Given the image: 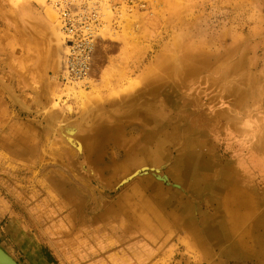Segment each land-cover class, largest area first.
<instances>
[{"label": "rangeland", "instance_id": "rangeland-1", "mask_svg": "<svg viewBox=\"0 0 264 264\" xmlns=\"http://www.w3.org/2000/svg\"><path fill=\"white\" fill-rule=\"evenodd\" d=\"M93 1L107 23L75 85L50 1L0 0V245L21 264H264V0ZM148 106L162 124L142 151Z\"/></svg>", "mask_w": 264, "mask_h": 264}, {"label": "built area", "instance_id": "built-area-1", "mask_svg": "<svg viewBox=\"0 0 264 264\" xmlns=\"http://www.w3.org/2000/svg\"><path fill=\"white\" fill-rule=\"evenodd\" d=\"M59 14L65 33V57L62 79L71 84L90 79L94 48L101 30L105 27V4L93 0H49ZM126 6L129 11L135 7L147 10L145 0H122L112 11L120 13Z\"/></svg>", "mask_w": 264, "mask_h": 264}, {"label": "bare ground", "instance_id": "bare-ground-1", "mask_svg": "<svg viewBox=\"0 0 264 264\" xmlns=\"http://www.w3.org/2000/svg\"><path fill=\"white\" fill-rule=\"evenodd\" d=\"M129 38V37H128ZM188 54V53H186ZM190 55V54H189ZM163 56V55H162ZM161 56V58H162ZM165 56V55H164ZM160 57V56H159ZM157 60V59H156ZM155 60V61H156ZM158 62V61H157ZM160 62V61H159ZM163 62V61H162ZM155 63V62H154ZM161 63V62H160ZM153 64V63H152ZM157 65V64H156ZM151 66H154V65H151ZM165 65V63L163 65H160V68H158V73L159 75L161 74V71L162 69H165L163 68ZM150 68V67H149ZM157 68V67H156ZM155 68V69H156ZM193 69L192 68H188L187 70H184V71H189ZM149 71V70H148ZM151 71V69H150ZM146 75V74H144ZM150 75V74H149ZM145 77V76H144ZM163 75H160L159 76V79L157 80H154V83L156 86L160 87V86H164V83H163ZM153 85V84H151ZM162 86V87H163ZM80 94V93H79ZM80 95H83V94H80ZM82 98V97H81ZM82 102V101H81ZM84 103V102H83ZM67 107L65 108V110L67 109V111L69 112L70 109L72 108L71 105H66ZM73 106V105H72ZM64 110V111H65ZM155 111V110H154ZM152 107H149L145 109H143L142 111H136L135 114L139 115L142 119V123H143V132L142 135H141V142L139 144H137L136 147H139V150L142 148V151H143V147L146 148V144L149 140L152 139L153 135L154 136H158L160 134V126L162 124V119L160 117V115H158L156 112H154ZM71 116V115H70ZM72 117V116H71ZM67 122V121H66ZM72 124V123H71ZM69 125V124H67ZM93 128L92 130L94 132H92L93 134L90 135V139L93 140V141H97L99 139V135H97V133H99V128L101 127L100 124H93L92 125ZM91 126V127H92ZM103 126V125H102ZM141 126V125H140ZM64 127V126H63ZM73 127V126H72ZM72 129V128H71ZM76 129V128H75ZM102 129L105 131H107L108 127L105 125L102 127ZM112 129V127H111ZM63 130V129H62ZM68 130V128H67ZM105 131V132H106ZM68 132V131H67ZM90 132V131H89ZM70 133H73L72 136H68V140L69 142L73 145V147L75 148V151L77 154L79 153H82L83 152V142L81 141V139L79 137H76V134H75V130H71ZM107 133V132H106ZM65 135V134H64ZM63 135V136H64ZM108 135V134H107ZM126 139V138H125ZM123 142H126V144H131L132 141L130 140H125ZM125 145V144H124ZM132 146H134V144H131ZM141 145V146H140ZM126 146V145H125ZM144 148V149H145ZM145 152V150H144ZM203 156V155H202ZM203 158V157H202ZM258 161V160H257ZM256 162V161H255ZM260 163V162H259ZM252 165V164H251ZM250 166V165H248ZM248 166L246 168V163L244 164H241L237 167H234L233 169H231L226 176L227 177V183L225 185V188H227L228 191H226V194L227 196H229V199H228V205H227V212H228V217H229V220L230 222L232 223H235L236 221H238L240 219V209L243 207V206H247L248 205V196H250L251 194H247L248 193V190L249 188L246 187L245 185V182H247L248 180H245L247 178L244 177V173H243V170H247L248 171ZM40 167V166H39ZM92 170V169H91ZM148 170H151L149 167H147V165L144 163V164H141L138 168L134 169V171L130 174H128L127 176L124 177V180H122L123 182L122 183H126V182H129L130 180L134 179V177L136 178V176H142V175H147ZM37 173V171H36ZM161 170L158 169L157 173H155L158 178L163 181H167L169 178L167 177V175L165 176H162L161 174ZM33 174L35 175V172H33ZM160 174V175H159ZM40 175V174H39ZM48 179V177H47ZM46 183V182H45ZM46 186V185H44ZM253 189V188H252ZM146 204V203H145ZM145 210V209H144ZM154 210V209H153ZM145 212V211H144ZM130 217V216H129ZM141 217V216H140ZM228 220V219H227ZM209 234L212 233V227L209 228V230H207ZM207 233V234H208ZM206 234V233H205ZM187 243V242H186Z\"/></svg>", "mask_w": 264, "mask_h": 264}, {"label": "water", "instance_id": "water-1", "mask_svg": "<svg viewBox=\"0 0 264 264\" xmlns=\"http://www.w3.org/2000/svg\"><path fill=\"white\" fill-rule=\"evenodd\" d=\"M0 264H21L0 245Z\"/></svg>", "mask_w": 264, "mask_h": 264}]
</instances>
